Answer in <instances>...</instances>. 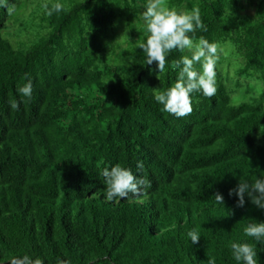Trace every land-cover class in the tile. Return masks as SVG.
I'll list each match as a JSON object with an SVG mask.
<instances>
[{
	"label": "trees",
	"instance_id": "1",
	"mask_svg": "<svg viewBox=\"0 0 264 264\" xmlns=\"http://www.w3.org/2000/svg\"><path fill=\"white\" fill-rule=\"evenodd\" d=\"M9 2L0 264H264V0Z\"/></svg>",
	"mask_w": 264,
	"mask_h": 264
},
{
	"label": "rangeland",
	"instance_id": "2",
	"mask_svg": "<svg viewBox=\"0 0 264 264\" xmlns=\"http://www.w3.org/2000/svg\"><path fill=\"white\" fill-rule=\"evenodd\" d=\"M41 1V0H14V2H9V7H13V10L11 11V16H13L12 18L9 17L8 21L10 20V18L13 20L14 23H9L8 27L6 29L3 30V34L9 38L12 39L11 41L16 45L18 42L20 43L19 40L15 39L14 37L19 36V35H25V32H29L31 34V37L34 38L36 35V31H35V27L31 24V22L28 20V15L30 12H32L36 6L37 3ZM150 2H152V5L154 6L151 10V14L146 16L144 15L143 19L144 22H147L149 20V23L151 25H155L156 24V12L157 9L155 8V2L156 0H149ZM164 5V2L162 1V3ZM12 5V6H11ZM250 13H254V9H251L249 11ZM187 16L186 10L179 8L176 9L175 13H174V17L178 18V19H183ZM22 22V23H21ZM145 25V23H144ZM145 27V26H143ZM28 38H30V35L26 36V39L24 38V41H27ZM124 43H128V36H125L124 38ZM226 46V47H225ZM229 46L233 47V44L231 42H227L225 44H222L221 51H220V55L222 57H224L226 60H230L231 65L226 66V64H223V68L224 70L228 73V81L227 83L229 85L235 84V76L233 75V71L236 68V64L239 62V57L237 55H232L230 53H228L229 51ZM230 47V48H231ZM196 53H198V50H194ZM239 65V64H238ZM223 70V69H222ZM241 83L243 84V86L241 85L236 93L234 94V96L232 97L233 100H245V99H249L251 96L256 95L257 93L261 92L264 89V85L263 82H260L259 80H257L256 78H252L249 80H241Z\"/></svg>",
	"mask_w": 264,
	"mask_h": 264
}]
</instances>
